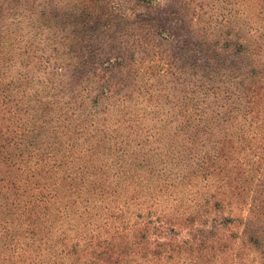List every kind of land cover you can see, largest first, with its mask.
Segmentation results:
<instances>
[{"label": "rangeland", "instance_id": "374dc122", "mask_svg": "<svg viewBox=\"0 0 264 264\" xmlns=\"http://www.w3.org/2000/svg\"><path fill=\"white\" fill-rule=\"evenodd\" d=\"M249 85L258 95L243 118ZM12 122L25 136L42 132L61 161L81 142L122 147L170 184L215 160L246 206L264 200V0H0V123ZM219 177L175 189L153 212L173 230L156 224L154 264H264L239 240L247 213L215 207L219 232L194 227V206L174 218L177 198L214 204L205 192ZM168 232L196 251L166 259Z\"/></svg>", "mask_w": 264, "mask_h": 264}, {"label": "trees", "instance_id": "16d2710c", "mask_svg": "<svg viewBox=\"0 0 264 264\" xmlns=\"http://www.w3.org/2000/svg\"><path fill=\"white\" fill-rule=\"evenodd\" d=\"M246 92L243 118L253 114L258 95L250 85ZM249 125L250 121L244 133H249ZM255 125L260 126L258 122ZM24 131L13 128V122L0 123V264H154L156 256L147 258L154 255L150 246L162 243L150 235L157 232L156 224L168 230L170 227L160 222V216L154 218V213L165 211L157 209L159 204L175 189L192 190L190 187L196 186L193 182L204 184L215 174L223 177L218 178L215 191L205 195L217 198L213 199L216 202L174 199V218L179 216L178 209L185 213L194 206V227L203 225L219 232L222 221L212 215L215 207L238 209L247 213L250 225L239 240L250 242L257 254L264 255V200L246 206L237 184L223 182L228 176L215 160L195 164L198 169L187 176H174L175 184H170L166 175L159 176L160 171L137 169L145 160L138 163L140 157L125 154L122 147L108 152L105 148H84L81 142L77 151L64 155L61 161L63 156L52 152L42 132L37 138L23 135ZM257 134L240 139H252ZM102 155L110 159L115 171L101 169L98 162H107ZM197 193L195 190L190 196ZM170 235L165 234L168 241L163 243L170 248L166 259L174 253L185 259L188 252L196 251L193 240L178 242L177 235Z\"/></svg>", "mask_w": 264, "mask_h": 264}]
</instances>
